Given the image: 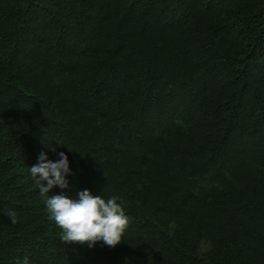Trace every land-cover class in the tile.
Returning a JSON list of instances; mask_svg holds the SVG:
<instances>
[{"label": "trees", "instance_id": "16d2710c", "mask_svg": "<svg viewBox=\"0 0 264 264\" xmlns=\"http://www.w3.org/2000/svg\"><path fill=\"white\" fill-rule=\"evenodd\" d=\"M42 152L74 173L49 195L120 198L119 245L60 239ZM25 255L264 264V0H0V264Z\"/></svg>", "mask_w": 264, "mask_h": 264}, {"label": "clouds", "instance_id": "9594fccd", "mask_svg": "<svg viewBox=\"0 0 264 264\" xmlns=\"http://www.w3.org/2000/svg\"><path fill=\"white\" fill-rule=\"evenodd\" d=\"M31 178L39 188L47 212L61 229L60 239L65 243L87 244L94 247L99 241L108 247H116L129 225V217L119 197L112 196L107 200L99 195H93L89 190L79 191L75 198L68 193L51 194V189H69V176L74 175L69 166L68 157L59 153L55 162L48 159L45 153H40L35 165L29 167ZM12 221L17 223V214L8 209L5 212ZM15 264H30L25 255L16 258Z\"/></svg>", "mask_w": 264, "mask_h": 264}, {"label": "rangeland", "instance_id": "374dc122", "mask_svg": "<svg viewBox=\"0 0 264 264\" xmlns=\"http://www.w3.org/2000/svg\"><path fill=\"white\" fill-rule=\"evenodd\" d=\"M207 246H208L207 243H204V244H203V248H204V249L207 248Z\"/></svg>", "mask_w": 264, "mask_h": 264}]
</instances>
